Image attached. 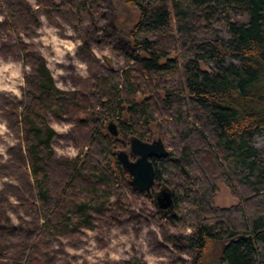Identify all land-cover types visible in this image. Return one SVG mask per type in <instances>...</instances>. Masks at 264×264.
Returning <instances> with one entry per match:
<instances>
[{"label":"trees","instance_id":"1","mask_svg":"<svg viewBox=\"0 0 264 264\" xmlns=\"http://www.w3.org/2000/svg\"><path fill=\"white\" fill-rule=\"evenodd\" d=\"M78 1L36 4L76 32ZM124 1L138 13L128 33L132 54H124L125 69L108 71L107 79H79L77 91L61 92L41 62L22 51L36 74L26 80V105L17 119L36 195L31 209L42 222L38 235L91 230L92 216L103 217L109 199L142 198L153 206L150 194L127 185L114 159L125 134L147 142L152 125L169 149L152 160L153 190L171 192L174 212L156 216L190 229L174 238L189 257L176 264H205L212 243L221 246L220 264H264V150L251 146L264 133V0ZM0 4L11 32L36 26L22 0ZM217 22L229 36L225 45L211 26ZM203 32L213 38L197 41ZM88 52L83 41V57L92 62ZM226 59L232 62L224 66ZM206 62L216 72L200 70ZM47 112L73 125L85 147L76 158L53 157ZM105 120L117 121L116 138L103 131ZM217 185L226 187L235 205H213Z\"/></svg>","mask_w":264,"mask_h":264},{"label":"rangeland","instance_id":"2","mask_svg":"<svg viewBox=\"0 0 264 264\" xmlns=\"http://www.w3.org/2000/svg\"><path fill=\"white\" fill-rule=\"evenodd\" d=\"M22 1L33 12L36 26L16 34L7 28V19L0 4V61L19 64L23 76L22 84L16 81L19 96L0 91V122L6 121L8 128V132L0 136V145L5 146V152L0 154V264H176L178 258L188 261L189 257L178 250L179 246L174 238L178 234L188 233L190 229L171 227L159 220L155 208L142 198L127 196L121 202L109 199L107 213L103 217L92 216L91 230H81L79 234L66 237L38 235L42 222L31 209L36 195L33 180L28 176L26 145L17 119L26 105V80L36 77V74L25 62L22 51L41 62L53 88L61 92H75L78 89L76 81L79 79H107L108 71L119 73L125 69L127 63L123 55L132 54V41L128 38V33L134 26L138 13L124 0H79L75 32L55 15L50 13L45 16L39 7L34 9L29 0ZM49 1L54 5H61L74 0ZM41 16L46 17L47 26L57 29L55 35L61 39L80 41L74 55L65 52L64 62L58 63L56 59H52L56 56L53 45H46L40 40L45 35L40 31L44 27ZM211 26L225 45L229 36L224 25L217 22ZM69 31L73 35H68ZM212 38L211 34L203 32L196 40ZM83 41L92 62L83 57ZM76 61L87 65L86 78L80 75ZM231 62L226 59L224 66ZM198 67L200 70L216 72L212 62L199 63ZM8 75L9 73H4L5 77ZM57 84L64 85L66 90L58 88ZM108 121L117 126L116 120H105L104 132ZM45 123L55 135L47 143L53 157L72 160L58 156L54 151L56 147L66 148L71 145L78 148L79 152L85 150L73 125L65 117L47 112ZM66 124L71 125L66 133L54 130V125L63 127ZM149 131L147 142L156 138V128L150 125ZM128 136L130 134L123 136L127 139L122 140L121 146L115 150L127 149ZM251 146L264 150V133L254 136ZM166 150L169 151L167 148ZM113 162L111 160V165ZM216 188L213 198L215 207L235 205L236 200L230 197L226 187L217 185ZM220 249L219 244L212 243L204 254V261L217 260Z\"/></svg>","mask_w":264,"mask_h":264},{"label":"water","instance_id":"3","mask_svg":"<svg viewBox=\"0 0 264 264\" xmlns=\"http://www.w3.org/2000/svg\"><path fill=\"white\" fill-rule=\"evenodd\" d=\"M107 134L117 136L116 125L111 121L106 124ZM126 150H118L114 154L115 162L127 177V185L134 191L152 196L153 207L160 216H174L171 192L160 186L153 190L154 170L152 160L163 158L167 150L158 137L150 142H143L134 136L127 140ZM205 264H220L217 260H209Z\"/></svg>","mask_w":264,"mask_h":264},{"label":"clouds","instance_id":"4","mask_svg":"<svg viewBox=\"0 0 264 264\" xmlns=\"http://www.w3.org/2000/svg\"><path fill=\"white\" fill-rule=\"evenodd\" d=\"M29 3L33 6L34 9L39 7V5L35 3V0H29ZM40 20L42 22V25H44V27H42L40 31H43L45 33L44 36L40 37V40L46 45L49 43L53 45V50L55 51L56 56L52 59H56V61L60 63L64 62L63 57L65 55V52L74 55L77 45L80 43V41L73 42L72 40L61 39L60 37L55 35L57 29L47 26V19L45 16H41ZM68 35H73V33L69 31ZM76 66L80 75L86 78L88 75L87 65L76 61ZM4 73H9V75L5 77ZM16 81H19L21 84L23 83L21 66L12 62L3 63L2 61H0V91L12 92L13 94L19 96L20 92L18 87L16 86ZM57 87L61 88L62 90H66L64 88V85L62 84H57ZM6 125V121L0 122V136H3L6 132H8V128ZM53 127L57 132L66 133L70 129L71 125L66 124L63 127L54 125ZM8 143H13V141H8ZM54 151L58 156H65L69 159H74L79 155V149L71 145L66 148L56 147L54 148ZM4 152L5 146L0 145V154H3Z\"/></svg>","mask_w":264,"mask_h":264}]
</instances>
